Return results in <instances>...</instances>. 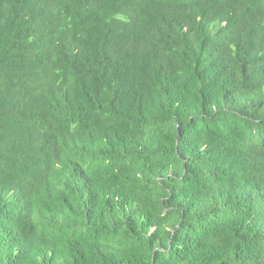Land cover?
<instances>
[{
    "label": "trees",
    "instance_id": "obj_1",
    "mask_svg": "<svg viewBox=\"0 0 264 264\" xmlns=\"http://www.w3.org/2000/svg\"><path fill=\"white\" fill-rule=\"evenodd\" d=\"M0 264H264V0H0Z\"/></svg>",
    "mask_w": 264,
    "mask_h": 264
}]
</instances>
